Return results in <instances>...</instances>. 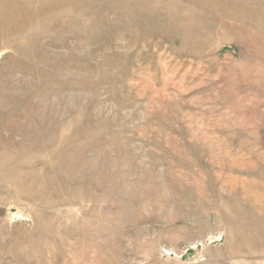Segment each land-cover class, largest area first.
Instances as JSON below:
<instances>
[{
	"label": "rangeland",
	"instance_id": "374dc122",
	"mask_svg": "<svg viewBox=\"0 0 264 264\" xmlns=\"http://www.w3.org/2000/svg\"><path fill=\"white\" fill-rule=\"evenodd\" d=\"M0 264H264V0H0Z\"/></svg>",
	"mask_w": 264,
	"mask_h": 264
}]
</instances>
